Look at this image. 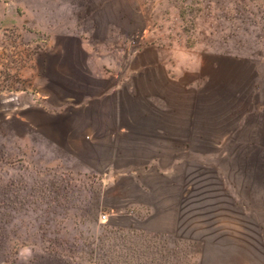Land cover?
I'll list each match as a JSON object with an SVG mask.
<instances>
[{"label": "rangeland", "instance_id": "374dc122", "mask_svg": "<svg viewBox=\"0 0 264 264\" xmlns=\"http://www.w3.org/2000/svg\"><path fill=\"white\" fill-rule=\"evenodd\" d=\"M259 55L264 0H0V264H264V85L233 73ZM57 66L71 85L104 67L105 89L51 110L110 94L101 136L19 124ZM182 104L196 142L171 130Z\"/></svg>", "mask_w": 264, "mask_h": 264}, {"label": "crops", "instance_id": "0c3cea01", "mask_svg": "<svg viewBox=\"0 0 264 264\" xmlns=\"http://www.w3.org/2000/svg\"><path fill=\"white\" fill-rule=\"evenodd\" d=\"M72 41L70 39H67L64 44L62 43L60 46V52L62 51H69L67 48H70V52L75 49L77 54L84 53V52H92L88 49L86 44H82V41L77 40L76 44L71 43ZM94 53H98L99 56H103L102 50L93 51ZM252 59L249 61L248 65L246 66H237L233 73L237 74L236 80L246 79L248 81H251L252 83L257 84H263L264 85V55L261 56H252ZM51 61L50 59H47L46 61V68L50 72L51 70ZM55 72L52 71L54 77H49L48 81L50 86L48 85L46 89L44 90L43 98L45 100V109H43V112L31 114L30 111L25 112L22 115L21 120L19 124H22V126H29L31 122H38L39 126L42 128L51 126H56V122H62L66 121L68 118L73 121H77L80 123V129L78 130L77 136H85L87 133L92 134L95 136H101L96 131H100L102 124L104 123H110L109 120L111 119V108L112 105L110 103V94H99L96 95L97 99L93 103H87L86 109L81 110L78 108V112H74L70 117L62 112H57V114H53L51 111L52 108H55L56 110L63 109L65 110L68 102L66 100V97H68V94H74L80 95L81 97L85 96V90L88 92L93 90H102L105 89L108 85V78L104 77L102 75L104 67L101 66H91L89 67V72L91 74H94L93 80L89 81L87 79H82V77L77 78V84H68V80L70 77H73L74 75V69L71 66H57L54 68ZM244 74L246 75L244 77ZM70 76V77H69ZM150 90L156 92V88H151ZM161 90V89H160ZM176 90L183 91V89L176 88V86H172L170 88H167L165 92H174ZM222 88L217 87L215 91L222 92ZM91 94H87V97ZM94 96V95H93ZM92 96V97H93ZM99 96V97H98ZM206 108L204 111L199 115V123L198 127L202 131H206L210 134L211 137L214 138L216 142H219L223 137L222 131L220 128H218L219 119L217 115L219 113V110L221 108V104L217 102L208 103L205 104ZM135 115L142 116L144 112L148 110L145 106H140L139 104L135 106ZM190 107V106H189ZM188 107V108H189ZM188 108L182 104L180 106L179 116L178 119H173V127L171 130L174 132V135L176 137H183L188 142H196V137L191 133V118L188 112ZM80 109V110H79ZM143 117V116H142ZM113 119V118H112ZM111 119V123H112ZM143 120V119H142ZM175 121V122H174ZM112 125V124H111ZM149 125H152L149 122ZM175 125V126H174ZM149 127H144L142 130H148ZM88 136V135H87ZM90 136V135H89ZM89 138V137H88ZM217 149V152H221V146L219 148L215 147ZM215 159L218 160V156H215ZM246 259L247 257L242 256L241 260Z\"/></svg>", "mask_w": 264, "mask_h": 264}, {"label": "built area", "instance_id": "2783aa9c", "mask_svg": "<svg viewBox=\"0 0 264 264\" xmlns=\"http://www.w3.org/2000/svg\"><path fill=\"white\" fill-rule=\"evenodd\" d=\"M107 218H108V215H107V214H102V215H101V219H102L103 221H106Z\"/></svg>", "mask_w": 264, "mask_h": 264}]
</instances>
